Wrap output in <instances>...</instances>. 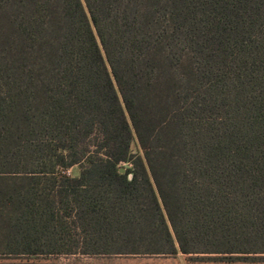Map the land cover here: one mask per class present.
Masks as SVG:
<instances>
[{
	"label": "trees",
	"instance_id": "obj_1",
	"mask_svg": "<svg viewBox=\"0 0 264 264\" xmlns=\"http://www.w3.org/2000/svg\"><path fill=\"white\" fill-rule=\"evenodd\" d=\"M78 253L264 263V0H0V264Z\"/></svg>",
	"mask_w": 264,
	"mask_h": 264
},
{
	"label": "rangeland",
	"instance_id": "obj_2",
	"mask_svg": "<svg viewBox=\"0 0 264 264\" xmlns=\"http://www.w3.org/2000/svg\"><path fill=\"white\" fill-rule=\"evenodd\" d=\"M77 174L78 168L71 169ZM57 264H264L263 262H235L225 263L216 261H188L185 255L177 257L163 256H125V255H86V254H60L50 257Z\"/></svg>",
	"mask_w": 264,
	"mask_h": 264
},
{
	"label": "built area",
	"instance_id": "obj_3",
	"mask_svg": "<svg viewBox=\"0 0 264 264\" xmlns=\"http://www.w3.org/2000/svg\"><path fill=\"white\" fill-rule=\"evenodd\" d=\"M67 172H68V174H70L71 173V170H68Z\"/></svg>",
	"mask_w": 264,
	"mask_h": 264
}]
</instances>
